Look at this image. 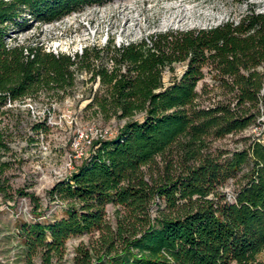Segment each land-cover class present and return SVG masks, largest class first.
I'll use <instances>...</instances> for the list:
<instances>
[{"label": "trees", "instance_id": "obj_1", "mask_svg": "<svg viewBox=\"0 0 264 264\" xmlns=\"http://www.w3.org/2000/svg\"><path fill=\"white\" fill-rule=\"evenodd\" d=\"M105 1L0 0V119L9 104L72 95L85 73L99 84L88 88L85 109L123 120L48 189L59 217L17 223L24 264L59 261L66 241L83 233L97 237L75 247V264H264V130L241 148L213 146L260 115L264 9L227 0L245 4L238 17L119 44L111 36L73 53L9 41L28 21L50 23ZM7 148L0 134V151ZM238 176L229 196L226 183ZM5 188L0 181V197ZM16 192L39 216L40 198Z\"/></svg>", "mask_w": 264, "mask_h": 264}, {"label": "rangeland", "instance_id": "obj_2", "mask_svg": "<svg viewBox=\"0 0 264 264\" xmlns=\"http://www.w3.org/2000/svg\"><path fill=\"white\" fill-rule=\"evenodd\" d=\"M257 9H264V0H247ZM245 4L227 0H107L101 4L88 5L50 23L28 21L22 30L14 32L10 42H38L53 52L73 53L85 45L102 44L113 37L119 44L135 40L151 30L166 27H205L215 25L230 17H238ZM182 65L175 68V73ZM168 73L164 80H168ZM205 81L210 82L209 77ZM95 90L97 81L90 83L88 75L79 74L72 95L56 100L39 95L22 103L9 104L8 111L0 119V134L7 144L0 151V181L6 187L0 197V264H24V249L18 235L17 223L21 220L42 221L62 214L56 200L47 191L59 178L69 173V162L80 160L89 145L86 136L93 137L94 129L115 131L123 120L105 119L90 109H85L88 88ZM40 123L41 127H33ZM264 130V104L256 122L240 133L228 134L214 140L213 146L220 149L241 148L242 138L257 137ZM82 156V155H81ZM240 175V174H239ZM236 179L226 183L225 190L232 195L237 186ZM23 188L40 198L41 213L36 216L32 202L27 196L17 194ZM161 202V200H159ZM162 203V202H161ZM157 204L152 206L156 213ZM110 219L113 207H108ZM97 233H83L71 236L66 241L63 257L51 263L35 258L34 264H75V247L89 246ZM264 262V251L258 255ZM234 264V263H233Z\"/></svg>", "mask_w": 264, "mask_h": 264}, {"label": "built area", "instance_id": "obj_3", "mask_svg": "<svg viewBox=\"0 0 264 264\" xmlns=\"http://www.w3.org/2000/svg\"><path fill=\"white\" fill-rule=\"evenodd\" d=\"M114 134V131H111V130H108V129H102V128H95L94 129V136L93 137H88L86 136V141L88 143V145L90 146L92 141L95 140V139H102V138H108V137H111L112 135ZM85 152H83L81 155L83 156ZM81 155H79V157H81ZM69 167H70V170H69V173L74 169V165H73V162L70 161L69 162Z\"/></svg>", "mask_w": 264, "mask_h": 264}]
</instances>
